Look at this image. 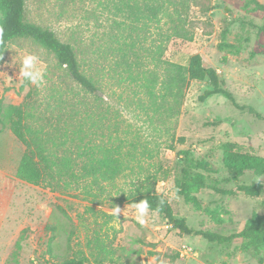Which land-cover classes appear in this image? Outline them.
I'll list each match as a JSON object with an SVG mask.
<instances>
[{
  "label": "rangeland",
  "instance_id": "374dc122",
  "mask_svg": "<svg viewBox=\"0 0 264 264\" xmlns=\"http://www.w3.org/2000/svg\"><path fill=\"white\" fill-rule=\"evenodd\" d=\"M25 1L26 19L74 44L83 67L88 70L89 64L91 74L103 79L99 91L89 96L95 117L105 114L104 133L98 128L95 142L111 145L121 138L128 149V140L141 141L140 147L152 150V155L142 158L143 168L150 167L159 177H164L162 170L168 173L156 190L171 202L176 216L186 219L194 230L229 239L209 241L181 233L152 210L140 225L137 210L120 201L117 190L90 203L81 190L64 192L19 179L16 169L24 146L0 116V264H53L74 256L84 257L85 264H264L263 195L253 197L239 189L241 184L261 183L264 191V174L247 169L235 176L225 165L228 142L264 157L263 9L253 0L188 2L187 27L193 39L173 37L166 44L165 58L187 65L191 56L201 54L206 66L216 67L224 76L236 103L247 108L238 109L221 94L201 101L200 95L210 86L192 80L180 115L161 124L162 119L141 105L145 95L129 78L137 68L118 67L121 57L111 53L110 42L118 44L110 41L113 16L104 0ZM1 15L0 11V19ZM26 54L38 57L36 67L44 75L39 87L21 75ZM144 61L146 69L153 67L150 59ZM81 95L85 92L79 84L40 43L26 37L9 43L0 65L3 107L29 101L41 122L58 123ZM118 185L129 189L126 179ZM116 207L121 209L117 216ZM243 231L242 238L234 236ZM96 237L105 241L111 258L97 254ZM185 249L197 254L182 256Z\"/></svg>",
  "mask_w": 264,
  "mask_h": 264
},
{
  "label": "trees",
  "instance_id": "16d2710c",
  "mask_svg": "<svg viewBox=\"0 0 264 264\" xmlns=\"http://www.w3.org/2000/svg\"><path fill=\"white\" fill-rule=\"evenodd\" d=\"M253 1L264 11V4L258 0ZM101 2L113 16L110 41L118 45H112L110 42L109 48L111 53H118L121 57L117 66H124L125 70H131L132 66L137 68V72L131 73L129 78L137 82L140 91L145 95V99H140L141 105L147 113L151 110L158 120L162 119L161 124H165V118L172 121L180 115L187 88L192 80L204 81L210 86L200 95L201 101L221 94L238 109L247 108L236 103L233 94L225 87L224 76L216 67L206 66L201 54L191 56L187 65L165 58L166 44L173 37L193 39L186 19L190 0ZM0 11V30L3 31L4 41L3 45H0V65L11 41L19 37L32 38L55 55L59 67L64 68L67 75L85 92V95L80 96L79 102L67 111V116L62 120L64 123L41 122L36 112L31 110L29 101L3 107L0 100L2 121L24 146L16 169L19 179L64 192L69 189L81 190L90 203L100 201L105 195L111 196L112 192L117 190L120 193L119 200L131 205L147 199L149 210L162 214L168 224L181 233L201 235L209 241L229 239L218 234L194 230L189 227L186 219L176 216L171 202L156 190L158 182L167 177L168 173L162 170L164 177H159L150 167L143 168L142 158L152 155V150L146 146L140 147L141 141L128 140V149H125L124 139L121 138L119 143L111 145L95 142L98 128L102 129L101 134L104 133L105 121L102 120L105 114L101 115L100 119L95 117L89 96L99 91V83H102L103 79L91 74L89 64L88 70L83 67L74 44L62 41L52 29L28 21L25 16V0H0ZM232 23L234 21L228 22L223 36L227 34ZM152 27L155 31L151 34ZM130 53L135 55L134 62L130 61ZM144 58L150 59L153 67L146 69ZM121 75L123 78L122 73ZM249 110L254 112L252 108ZM158 131L162 132L159 127ZM181 140L183 141V138ZM225 151V165L235 176L247 169H253L258 176L264 174V157L241 150L236 142H228ZM184 172L187 174L186 170ZM120 179L128 180V190L118 185ZM176 181L182 186L185 185L180 179ZM239 189L249 196L263 195L264 202L261 183L241 184ZM245 234L246 231H243L234 236L242 238ZM95 241L97 254H105L104 258H111L112 252L105 245V241L99 237H96ZM16 246L18 250L22 248L21 239L17 241ZM17 255L15 251L14 256ZM53 264H85V258L67 257Z\"/></svg>",
  "mask_w": 264,
  "mask_h": 264
},
{
  "label": "clouds",
  "instance_id": "9594fccd",
  "mask_svg": "<svg viewBox=\"0 0 264 264\" xmlns=\"http://www.w3.org/2000/svg\"><path fill=\"white\" fill-rule=\"evenodd\" d=\"M3 31L0 30V45H3ZM38 57L34 54H26L22 58L21 75L29 81L31 84L39 87L44 81L43 72L36 67ZM133 207L137 210L138 215L136 217L140 225H144L146 220L144 217L147 215L150 205L147 199L135 202ZM121 209L116 207L113 212L117 216Z\"/></svg>",
  "mask_w": 264,
  "mask_h": 264
},
{
  "label": "built area",
  "instance_id": "2783aa9c",
  "mask_svg": "<svg viewBox=\"0 0 264 264\" xmlns=\"http://www.w3.org/2000/svg\"><path fill=\"white\" fill-rule=\"evenodd\" d=\"M190 253L197 254V252H189L187 249H185V250L181 253V255H182V256H184L185 254H186V255H189Z\"/></svg>",
  "mask_w": 264,
  "mask_h": 264
}]
</instances>
